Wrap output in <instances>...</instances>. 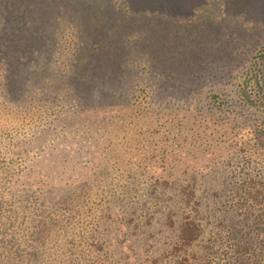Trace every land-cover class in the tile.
Returning a JSON list of instances; mask_svg holds the SVG:
<instances>
[{
    "label": "rangeland",
    "instance_id": "374dc122",
    "mask_svg": "<svg viewBox=\"0 0 264 264\" xmlns=\"http://www.w3.org/2000/svg\"><path fill=\"white\" fill-rule=\"evenodd\" d=\"M41 19L30 31H11L8 51L21 61L0 59V264H74L102 253L91 255L102 242L113 261L159 264L156 258L172 257L181 243L177 225L190 217L183 204L192 197L190 179H202L204 188L215 171L218 182L233 177L235 194L245 176H264V105L243 102L230 80L183 84L179 92L149 73L145 59L127 64L135 72L120 78L111 49L99 57L90 44L75 47L80 32L61 24L55 37L71 43L53 46L51 22L34 23ZM4 50L0 45V56ZM218 94L223 102L212 104L209 95ZM31 197L50 217L36 220L38 212L25 210ZM211 227L200 225L204 253L213 252L205 245ZM211 232L213 244L217 227ZM122 245L131 248L121 252ZM218 248L228 253L215 261H237L234 241Z\"/></svg>",
    "mask_w": 264,
    "mask_h": 264
},
{
    "label": "trees",
    "instance_id": "16d2710c",
    "mask_svg": "<svg viewBox=\"0 0 264 264\" xmlns=\"http://www.w3.org/2000/svg\"><path fill=\"white\" fill-rule=\"evenodd\" d=\"M37 10L48 11L49 14L37 15ZM36 18L51 22L47 25L50 29L52 27L53 36L48 43L53 46L71 43L65 38L59 40L55 37L61 24L65 29L80 32L82 40L74 43L75 47L90 44L99 57L103 56L100 53L111 49L116 56L114 73L120 78L135 72L133 66H140L139 62L145 59L150 62L147 67L149 73L176 83L179 92L183 84L189 83L197 88L227 79L243 102L264 105L260 102L264 99V0H0V45L5 49L0 56L2 61H21L19 56L8 51L12 49L8 38L13 37L11 31L15 28L26 32L33 25L39 26L42 19L34 23ZM102 29L105 39L99 33ZM34 37L28 35L30 41ZM161 61L163 63H158ZM216 61L218 64L212 63ZM223 61L226 63H221ZM211 63L215 65L212 71L207 68ZM127 64L133 66L128 67ZM51 67L49 64V70L45 72L48 77H51ZM80 74L82 77L83 72ZM176 74L182 77H176ZM68 81L77 86L72 80ZM12 84L14 80L7 85L9 90ZM186 85V89H191ZM209 96L212 104L223 102L220 94ZM210 175L213 181L204 180L208 184L204 188L200 184L202 179H190L188 194L192 197L183 200L190 217H187V222L177 225L181 243L172 257L156 258L158 263L221 264L215 259L221 258L222 254L218 255L220 251L228 253V250L218 247L234 241L232 251L237 261L228 264H238L239 257L243 258L239 264H264V176L242 178V175L241 189L234 194L233 177L222 176L225 179L218 182L215 171ZM227 178L229 182H226ZM221 184L224 185L219 188ZM228 195H232L231 206L225 202ZM29 201L25 210L38 212L36 220L50 217L51 213L43 208L39 198L31 197ZM203 203L212 207H200ZM5 205L7 211L12 209L11 200ZM40 207L44 210H39ZM3 217L0 215V220ZM115 217L123 219L119 213ZM6 219L12 220L13 217L6 216ZM205 223L212 225L207 239L209 243L205 245L213 252L209 250L208 253L200 249L203 244L200 225ZM227 223L235 224L236 228L230 229ZM119 226L126 227L124 220H119ZM216 227L217 232L213 235L217 241L212 244L211 231ZM98 245L101 247L91 251V255L98 251L102 253L75 259L73 263L146 264L148 261L127 256L113 261L105 244ZM127 247L122 245L120 251ZM148 263L153 262L150 260Z\"/></svg>",
    "mask_w": 264,
    "mask_h": 264
}]
</instances>
